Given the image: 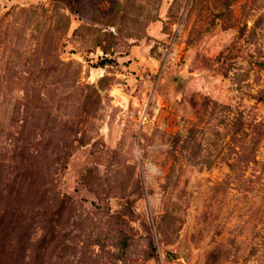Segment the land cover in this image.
Here are the masks:
<instances>
[{"label": "rangeland", "instance_id": "rangeland-1", "mask_svg": "<svg viewBox=\"0 0 264 264\" xmlns=\"http://www.w3.org/2000/svg\"><path fill=\"white\" fill-rule=\"evenodd\" d=\"M0 264H264V0H0Z\"/></svg>", "mask_w": 264, "mask_h": 264}]
</instances>
